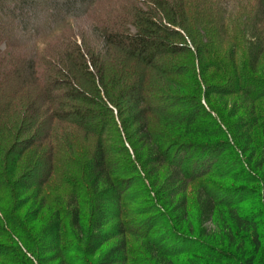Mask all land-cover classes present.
<instances>
[{"label":"trees","instance_id":"obj_1","mask_svg":"<svg viewBox=\"0 0 264 264\" xmlns=\"http://www.w3.org/2000/svg\"><path fill=\"white\" fill-rule=\"evenodd\" d=\"M236 1L234 14L227 12L229 0H114L110 10L100 14V0H82L77 11L85 13L87 19L94 12L102 18L92 20L107 41V47L98 52L89 48L87 41L81 39L78 45L67 39L71 30H65L71 22L64 21V13L73 10L72 0L63 4L56 0H0L1 14H16L23 21L41 6L49 21L21 44L0 38V204L14 202V213L30 206L25 215L33 224L44 210L51 212L36 240L0 207V238L7 234L11 244L0 248V264H22L23 258L33 264L35 260L27 255L30 253L37 264H67L66 255L72 252L86 260L98 256L96 264H128L132 252L128 238L140 237L134 221L127 219L138 214L127 209L130 198L134 205L138 199L130 196L131 184L138 180L147 189L133 161L123 162L122 156L129 157L131 148L144 168L140 174L147 180L157 179L165 163L173 165L174 172L162 185L168 192L160 199L165 207L154 209L162 217L167 213L168 223L178 227L188 217L184 182L207 185L204 176L212 172L206 169L199 174L197 160L189 157L172 164L170 152L181 144L180 151L188 156V152L202 149L193 143L228 141L230 135L225 147L232 146L251 166L256 154L253 133L260 131L264 156V114H258L255 107L248 120L240 118L229 128L222 127L218 117H212L216 109L210 105L205 88L204 96L194 100L195 108L191 109L207 120L202 124L195 112L183 108L174 111L177 99L160 87L163 77L169 80V74H181L171 60L185 48L191 56L196 52L197 62L191 64L193 78H221L228 87L223 89L231 94L264 102V0ZM237 54L243 55L245 62L238 63ZM202 100L207 103L202 104ZM107 102L115 105V114L108 108L109 114H102L99 106L105 107ZM191 114L194 120L188 122L185 119ZM75 130L83 134L84 141L86 136L94 139L83 162ZM168 137L189 144L171 141L167 145L164 140ZM171 146L174 149L169 152ZM224 149L220 154L228 155ZM32 151L35 156L26 161ZM25 163L27 171L19 176ZM216 163L211 164L212 169ZM41 166L43 174L34 178ZM253 172L247 174L260 185L258 199L264 204V170ZM55 174L66 187L57 203L46 190ZM177 185L180 187L173 189ZM179 194L182 199L175 203L173 199ZM206 198L202 216L209 221L219 214L214 207L218 201L211 194ZM235 201L220 202L227 210L221 213L228 225L219 244H226L242 264H256L264 249L261 216L243 215L233 205ZM62 238L74 241V248L62 247ZM108 243L112 245L99 253ZM161 254L159 264H174L167 258L184 255L166 250ZM79 263L86 264L75 259V264Z\"/></svg>","mask_w":264,"mask_h":264},{"label":"rangeland","instance_id":"obj_2","mask_svg":"<svg viewBox=\"0 0 264 264\" xmlns=\"http://www.w3.org/2000/svg\"><path fill=\"white\" fill-rule=\"evenodd\" d=\"M12 1L13 3H16L18 0ZM110 1L100 0L98 3V10H100V14L104 12L106 13L110 10ZM229 2L230 6L228 7L227 12H231L230 14L236 13L237 1L229 0ZM95 8H97V6ZM94 13L95 14H91L88 19L91 21L94 17L98 20L102 19L101 17L96 16V12ZM32 15L33 17H24L25 19L22 21V19H20L16 14L0 13V38L21 44L24 39L28 40L31 38L36 28L48 26L49 21L44 8L40 6V8H37V10L33 12ZM159 21L163 23V20ZM23 24L26 26L25 30H23ZM69 30H71V33H68ZM65 33L70 35L67 37V39H70L71 41L73 40V42L75 41L76 44L81 45V38L78 34H76L74 28H67ZM227 41L225 40L224 42L225 47L228 46ZM178 45L181 47L182 44L178 42ZM2 49L3 46H0V51ZM195 53L196 52L194 51L193 55L191 56L185 50V48H181L179 56L172 58L173 60H171L172 62L174 61V63L176 62V65L180 67L179 69L181 74L175 75L174 73H171L168 75L169 80H167L165 77L161 79L162 83L160 84V87H162V89L170 98L177 99L175 102L177 103V108H174V111H178V109L183 108L188 112H195V117L198 119L200 118L199 123H207V120L203 115H198L196 110L191 111V109L195 108V104L193 103L194 100L199 97H203L205 94L204 89L206 88L207 92L210 93V105L216 109L213 110L214 113H212L214 115L212 117L216 118L217 116L218 118H216V120L219 124H221L222 127L226 126V128H229L230 125L240 118L248 120L249 112L253 107H255V110L258 114H264L263 101L254 102L244 95L234 93L231 94L232 92L223 89H228V87L224 86L225 80L220 78L221 80L215 79L207 81V79L199 76H197L196 79L193 78L191 64L193 62H197ZM237 62L240 64L245 62L244 56L237 54ZM130 77L131 76H128L126 78L127 81L131 79ZM196 82L198 83V86H196ZM177 84H183L182 86L184 88H180ZM126 85L124 84L123 89L127 88ZM86 89H89V87H86ZM205 102L207 103L206 100ZM205 102L202 100V104H205ZM105 104V107L99 106L101 108L100 111L102 114H109L106 108L111 109L115 114V105L111 104V102L110 104H108V102ZM194 114L188 115L185 120H188V122L191 121L194 117ZM75 132H77L79 142L81 143V149L79 150L81 155L79 159L81 162H83L85 160L86 153L90 151L91 147L94 145V139L92 136H86V140L84 141L83 134L77 130H75ZM110 133L111 130L106 132L107 138L111 137ZM253 135L255 140L254 143L256 154L252 159L251 166L247 165V160L237 153V151L232 146L230 149L225 147L226 142H229L230 135L227 136L228 141L213 140L211 144L204 142L193 143V145H195L197 148L201 146L202 149H196L198 152L195 153L188 152V156L187 154H184V152L180 151L181 144L178 146L179 148L174 149L173 146L169 148V152L171 151L170 149H174L168 154V159L172 162V164L174 161L179 159L181 160L183 157H189L190 159L197 160L196 163L200 170L199 174H201L203 171H206V169H209L212 172V174L208 177L204 176L203 181H208L207 185L200 186L198 183H190L187 181L184 182V184H186L185 195L187 201L188 217L186 218V222L182 225V227L169 224L166 218L167 213L162 217L155 210L159 207L161 208V206L165 207V205L161 203L160 199H164L168 192L162 189V185L169 175L174 172L173 165L171 166L168 163H165V165L159 169V175L157 179L147 180L145 175L140 174L141 171L144 172V168H141V162L137 160V153L134 152V149L131 148L129 157L125 155L122 156L123 162H127L128 160L133 161V163L137 166L136 169L138 172H140L138 177H141L142 183L147 187V189H145L141 186V183L136 180L131 184L130 188L132 194L130 196L135 198L137 197L138 199L137 204L134 205L131 203L130 198L127 209L136 211L138 214H131L129 215L130 217L127 216V219L134 221L136 226L135 229L137 230V233L140 235V237L135 238L132 236L128 238L129 246L132 250L128 264H159V261L161 260L160 255H162L161 253L163 250H166L168 253L173 251V253H176L177 255L184 253V255L180 256L179 258H167L168 261L171 260L174 264H191V261L196 263L199 260L203 262L202 264H242L240 259L234 257L235 254H233V251H231V249L226 244H219L222 242L221 239L225 236L224 228L228 225V222H224L222 215V213H227V210L221 206L224 204L220 205V202L226 203L231 200H236V204L233 203V205L235 207H239L243 215L251 217H258V215L261 216L258 219L262 224L261 233L264 239V204L258 199L259 194H261V187L260 185L252 182V178L250 177V175L254 173L253 170L257 173L264 170V156L261 154V143L263 139L260 131H255ZM22 138L28 137L24 136ZM170 138L168 137V139H165L164 143L170 145L168 143H171L172 141L174 144L175 142L182 143L183 146H187L189 144L187 142H181L179 138ZM139 144H142L141 141ZM223 148H226L224 150L228 152V155L220 154L219 151ZM174 155H176V157H174ZM34 156L35 154L33 155V151L31 153L28 152L25 160L27 161V158L32 159ZM59 156L61 155L59 154ZM214 161L217 162V165L214 164L215 167L212 169L213 165L211 164H213ZM174 164L177 165V162ZM26 165L27 164L25 163V166L19 170V176L24 171H27ZM31 169L32 168H30V170ZM43 169L44 168H42V166L37 168L33 177L37 178L43 174ZM248 171L250 172V175L247 174ZM153 183L156 185H153ZM179 187L180 186L177 185L176 187H173V189H178ZM65 189L66 187L64 182H62L61 177H59V175L57 176L56 174L50 178L49 183L46 186V190L48 191L46 192L51 195V198L56 203L58 199L62 200L59 197V194L60 192L65 191ZM173 189H171V191H174ZM207 194L213 195V197H215V199L218 201L214 207L216 208V211L218 210L219 212V214H217L214 219L212 218L209 221H205L204 217L202 216V210L204 205H206ZM242 198L245 200L240 202L239 200ZM181 199L182 194H179V196L174 197L173 201L175 203H179ZM167 200L169 201L172 199L169 198ZM0 207H2L1 209H4L8 215L19 221L26 231H31L32 236L36 237V240L38 231L46 223V221L49 219V215L51 214L50 209L47 211L44 210L37 221L33 224L27 220L25 215L28 213V210L31 211L30 206H25L18 212L15 210V213L12 212V209H14V202L12 201L8 203H1ZM2 210L1 214L3 213ZM5 228L8 229V232H12L9 225H6ZM8 234L13 236L10 233ZM74 243V241L69 239L66 240L65 238H62L61 240L62 247L70 245V248H74ZM9 245L11 244L6 234L5 237L0 238V248L2 246L6 247ZM110 245H112V243L105 245L99 251V253L104 252ZM23 250L24 249H22V251ZM27 255L29 258L31 257L33 260H35L33 264H37L34 254L30 253ZM66 256L68 259L67 264H71L73 260V263L75 264V259H78L79 261L83 259L86 264H96V260L98 259V256H96L95 258L86 260L80 254H75V252L67 253ZM22 264H27V261L24 258L22 260ZM256 264H264V249H262L260 252Z\"/></svg>","mask_w":264,"mask_h":264},{"label":"clouds","instance_id":"obj_3","mask_svg":"<svg viewBox=\"0 0 264 264\" xmlns=\"http://www.w3.org/2000/svg\"><path fill=\"white\" fill-rule=\"evenodd\" d=\"M57 3L63 4L65 0H56ZM73 10L64 13V21L71 22L69 27L74 28L83 41H87L89 48L94 51H103L107 47L106 38H103L97 31L95 24L90 19L86 18L85 13L77 11L82 3V0H72ZM103 41V45H101Z\"/></svg>","mask_w":264,"mask_h":264}]
</instances>
